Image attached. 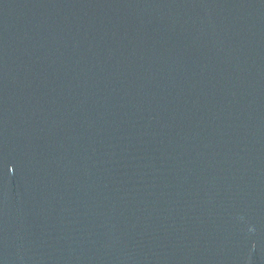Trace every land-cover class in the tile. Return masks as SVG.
Listing matches in <instances>:
<instances>
[{"label":"water","instance_id":"water-1","mask_svg":"<svg viewBox=\"0 0 264 264\" xmlns=\"http://www.w3.org/2000/svg\"><path fill=\"white\" fill-rule=\"evenodd\" d=\"M0 264H98L0 134Z\"/></svg>","mask_w":264,"mask_h":264}]
</instances>
